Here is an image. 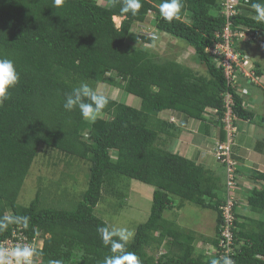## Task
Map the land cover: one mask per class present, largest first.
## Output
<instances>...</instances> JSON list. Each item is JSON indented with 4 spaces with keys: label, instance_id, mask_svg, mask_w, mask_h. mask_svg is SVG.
<instances>
[{
    "label": "trees",
    "instance_id": "1",
    "mask_svg": "<svg viewBox=\"0 0 264 264\" xmlns=\"http://www.w3.org/2000/svg\"><path fill=\"white\" fill-rule=\"evenodd\" d=\"M100 1L63 0L55 7L53 0H0V57L13 59L19 73V83L0 103V217H30L27 228L11 224L0 231V240L22 230L31 239L43 240L42 249L35 252L39 264L52 259L64 264H103L104 257L113 253L97 232L108 223L95 211L105 188L128 178L152 186L154 191L150 216L136 228L126 250L135 252L140 264H210L222 254L220 205L225 185L222 176L175 151L180 128L162 114L216 122L224 141L221 119L227 110L226 94L231 93L236 124L248 122L264 129V114L247 105L228 82L224 69L205 52L222 41L217 34L227 23L222 14L224 0H182L181 19L171 22L159 13L161 0H141L136 16L121 15L123 0H103L105 5ZM243 1H247L243 12L231 20L236 26L264 34V23L254 19L251 7L258 0ZM117 18H123L120 27ZM148 20L169 39L185 40L207 73L177 59L160 60L147 47H131L135 24ZM140 40L153 41L146 35H140ZM109 73L114 76L108 77ZM256 73L263 75V70L256 69ZM117 78L126 97L141 100L140 107L110 97L94 122L83 119L78 108L64 109L66 93L81 82L95 87L115 84ZM209 109H219V119ZM206 114L211 119L206 120ZM208 125L204 126L209 129ZM42 149L58 155L57 160L65 164L64 175L71 162L84 180L88 169L87 180H77L83 188L86 182L87 188L74 209L47 208L41 204L40 192L27 206L19 202ZM254 150L264 153V140ZM237 169L240 174L241 167ZM253 172V178L263 184L249 191L247 202L249 211L259 219L240 215L236 204L235 264H264V173ZM125 196L120 194L116 205L123 206ZM235 197L239 203L240 191ZM173 198L217 213V234L210 239L215 249L212 258L197 255L195 234L175 218L165 217L166 212L182 208Z\"/></svg>",
    "mask_w": 264,
    "mask_h": 264
},
{
    "label": "rangeland",
    "instance_id": "2",
    "mask_svg": "<svg viewBox=\"0 0 264 264\" xmlns=\"http://www.w3.org/2000/svg\"><path fill=\"white\" fill-rule=\"evenodd\" d=\"M100 2L102 5H105L103 0ZM248 12L253 14L250 10ZM121 22L122 19L115 21L117 27L120 26ZM155 29L153 23H150L149 20L144 23H136L134 29L130 33L132 40H130L129 44L131 47L144 46L151 49L160 60L177 59L178 61H181L182 64L191 66L195 71H198L201 74L207 73L206 67L197 61L193 49L190 48L186 44V41L181 38L175 37V39H169L167 36H161L158 33L159 37L157 40H153L150 44L142 43L140 35H147L148 37L151 35L154 37L157 35ZM243 47L244 50L248 52L251 61H253L255 69L258 70L261 68H258L257 63H260L262 69H264V48H256L255 45L252 44L246 47L245 45L241 46L240 49ZM111 75L114 76V74L111 73L107 76L110 77ZM99 85L101 91L109 97H115L130 105L141 106V100L139 98L125 96L122 89V82L119 78L116 79L115 84L100 83ZM254 87L255 88H252L250 86L249 88L251 95L248 97L247 102L250 101L252 107L257 105L254 109L260 114H264L261 113L262 108H264V77H261L259 79V85H254ZM253 97H255L256 100L254 102H252ZM207 116L208 114H206V117ZM170 118L177 121L176 117L173 118V116H170L169 120ZM194 122L199 124L198 121ZM194 125L195 124L193 123L188 130L187 137L183 139V142H181L179 146V151L191 158H193L201 149V146H199L201 142L197 143L198 141L194 139ZM247 128L249 129L248 126ZM247 128L246 126H242L241 136L243 135L245 138V147L250 150L248 153L254 154L255 144H257L259 140H264V129L258 127V130H252L254 133L251 135L248 134ZM167 145H169V143ZM213 148L212 153L210 152L207 154V163L209 164L216 162L215 151ZM50 156H53L56 159L50 160ZM57 159L58 155L52 151L46 152L44 149L40 151L36 163L33 164L21 191L19 202L22 205H29L31 201L35 199L37 192L41 193V204L47 208L71 210L82 200V195L85 192L87 185L85 182L84 188L80 187L77 184V180H87L86 176L88 169L85 172L84 180L80 176V171L77 166L74 162H71L68 165L69 171L64 175L63 172L66 170L65 164L63 161H58ZM250 164L252 165V163ZM244 170L249 172L248 168H245ZM220 173L222 175V181H224L222 169L220 170ZM153 191L154 187L143 184L139 181L128 178L121 179L119 182L115 183V185L113 184L112 186L105 188L103 199L96 208V215L105 220L108 225L115 224L117 226H127L134 229L136 232V228L140 224L145 223L150 216ZM124 193L126 194L123 201L124 205H116L120 201V194ZM173 200L176 204H181L182 208H176L174 211L166 212L165 217L168 219L175 218V221L181 227L192 231L197 237L202 239L203 244L199 245L198 251L206 254L211 247V245L208 246L210 244V239H214L217 234V213L214 210L204 209L191 202L183 201L180 198H173ZM241 205L245 210L248 208L247 206H249L247 200ZM244 214L246 215L247 212H244ZM38 263H40V259L38 260Z\"/></svg>",
    "mask_w": 264,
    "mask_h": 264
},
{
    "label": "clouds",
    "instance_id": "3",
    "mask_svg": "<svg viewBox=\"0 0 264 264\" xmlns=\"http://www.w3.org/2000/svg\"><path fill=\"white\" fill-rule=\"evenodd\" d=\"M53 3L55 7H59L62 5L63 0H53ZM141 7H142L141 0H123L122 6L120 7V13L121 15L131 13L132 16H136L139 10L141 9ZM251 7L252 9L255 10L254 19L257 22L264 23V0H258V2L252 3ZM182 8H183L182 0H161V2L158 5L160 15L169 22L173 20L181 19ZM242 12H243V8H242ZM155 32L157 33L156 36L152 37L150 35V38L152 37L151 39L153 40H157V38L159 37L158 33L161 36H166V34H162L157 29H155ZM252 44L255 45L256 48L259 47L254 43H240V44L237 43L236 48L238 51H241L242 54H245L249 57L248 52L244 50V47L242 49H240V47L244 45L246 47ZM249 60L254 65L250 57ZM241 77L244 78L243 76H239V79ZM244 79L247 80L248 82H252L249 78H244ZM18 83H19V73L17 71L14 60L7 57H0V103H3V101L9 98L10 90L15 88ZM109 99L110 97L101 91L99 84L93 87L88 82H81L78 86L74 87L71 90V92L66 93L63 107L66 111H73L78 108L83 119L94 122L98 117L102 115L103 110L109 103ZM171 120L174 121L173 119H170V121ZM174 122L176 123V121ZM237 125L239 128V124ZM218 142H223V140H221L220 137L216 139V143L213 148L214 151ZM235 146H234V156L235 158H237L235 154ZM215 156H216V151H215ZM216 161L219 162L217 158ZM238 161H239V166H241L240 160ZM221 166L224 169V185H225L224 202H225L226 170L222 164ZM237 175H238L239 185L236 191H240L242 186L241 176L238 172ZM223 204L220 205L221 213H222L221 207ZM221 216H223V214ZM29 220L30 217L28 216L4 215L0 217V231L7 230L9 225L11 224L22 225L24 228H27L29 226ZM97 232L99 233L100 238L103 241V244L106 247L110 245L111 253H113V255L104 257L103 264H140V260L136 255V253L126 250L128 244L135 237L136 233L134 229H131L127 226H117L115 224H111L103 227H98ZM208 250L210 252H212L213 250L215 251L212 245ZM34 254H35L34 248L27 244L23 246L17 245L12 249L0 246V264H32V258ZM48 264H64V262L63 260L60 259H52L49 260ZM210 264H235V261L231 257L225 255L219 258H213Z\"/></svg>",
    "mask_w": 264,
    "mask_h": 264
},
{
    "label": "built area",
    "instance_id": "4",
    "mask_svg": "<svg viewBox=\"0 0 264 264\" xmlns=\"http://www.w3.org/2000/svg\"><path fill=\"white\" fill-rule=\"evenodd\" d=\"M247 1L243 0H224L222 4V14L227 18V23L218 37L222 41L206 49L216 61L219 68L224 69L225 75L231 86L237 90L239 76L249 78L252 82L259 85L260 77L256 74L255 66L250 62L249 57L242 54L236 48L237 43H254L260 48H264V34H256L250 28L236 26L231 18L239 15ZM248 93V90H241V95ZM234 100L231 93H227L225 97V116L221 119L224 123L226 139L223 142H218L215 148L217 160L225 167L226 170V200L221 207L224 222L221 227V238L219 247H221L222 256H229L233 259L236 254L234 248L235 235V206L237 199L235 193L239 185L237 168L239 161L234 156V146L239 134V128L236 124L238 119L232 109ZM208 112L214 113L219 119V109H209ZM30 245L37 249H42L43 240L37 237L31 239L22 230L14 231L10 238L0 240V246L12 249L17 245ZM39 258L34 254L32 264H39Z\"/></svg>",
    "mask_w": 264,
    "mask_h": 264
},
{
    "label": "crops",
    "instance_id": "5",
    "mask_svg": "<svg viewBox=\"0 0 264 264\" xmlns=\"http://www.w3.org/2000/svg\"><path fill=\"white\" fill-rule=\"evenodd\" d=\"M260 69H262V65H261ZM262 70H263V75H259L260 78L264 77V69H262ZM239 85H241V86H239ZM254 85H256V84L253 82H248L247 80H245L242 77L238 80L237 90H238L239 94H241V90H243V89L248 90L247 94H245V95L242 94V96L245 99V102H247L248 97L251 95V92L249 89L250 86L252 88H255ZM252 99H253L252 102L256 101L255 97H253ZM247 104L251 109H254V107L257 106V105H255L252 107L250 104V101L247 102ZM263 111H264V108H262L261 113H264ZM257 113L260 114L259 112H257ZM162 116H163V118H169L170 116H173V118L174 117L177 118L176 123H177L178 127L180 128V130H179V132H177V137L175 138V151L179 152L181 155H184L185 157H187V155H185L179 151V146H180V143L183 142V139H185L187 137L188 130L190 129V127L194 123L195 124L194 125V127H195L194 139L196 141H198L197 143L201 142V144H199V146H201V149H200V151H198L196 153V155H194L193 158H191V157H187V158L197 161L198 163L204 165L206 168L211 169L212 171L216 172L220 176H222L220 173V170L222 169L223 174H224V169L219 162L216 161L215 163H211V164L207 163V161H208L207 154H209L210 152L212 153V148H213V146H215L216 139L219 138L220 129H219L218 125L216 124V122H208V121L204 122L205 120L200 121V120L186 119L185 117L174 114L172 112L165 113L164 115L162 114ZM206 118H207L206 120L211 119L210 116H208ZM194 121H198L199 124H196ZM205 124H209L208 126H209L210 131L207 128V126H204ZM242 126H246V128L248 126L249 127V129L247 128L248 134H251V135L254 133L253 131H255L256 129L258 130V127L254 124H250L248 122H239V129H240L239 134H240V136L238 135L239 138H237V141H236L235 154H236L238 160H240V163L242 166L241 168H243V169H240L241 184H242L240 194H241V200L242 201L240 200V202H239L238 213L240 215H243L246 217L248 215H250V218L259 219L258 218L259 216H257L255 213L249 211L248 206H247L248 208H246V210H245L242 208L241 204L246 202V200H248L247 194L249 193V191H252L255 188H261V186L263 184V182H261L259 180L256 181L253 178L254 177L253 171H258L260 173H264V153H260L258 151L257 152L254 151L253 152L254 154L248 153V151H250V150L245 147V138L243 135L241 136ZM248 154L250 155V157ZM250 163H252V165ZM245 168H248L249 172L244 170ZM223 184H224V181H223ZM244 212H247V214L245 215ZM202 242H203V240L200 239L199 237H197V240L195 242L196 254L197 255L202 254L203 257H205V258H212L213 254L209 250L207 251L206 254L204 252L198 251L199 245L203 244ZM210 245H211V242L208 246H210Z\"/></svg>",
    "mask_w": 264,
    "mask_h": 264
},
{
    "label": "bare ground",
    "instance_id": "6",
    "mask_svg": "<svg viewBox=\"0 0 264 264\" xmlns=\"http://www.w3.org/2000/svg\"><path fill=\"white\" fill-rule=\"evenodd\" d=\"M120 19H122V18H117L116 21H119Z\"/></svg>",
    "mask_w": 264,
    "mask_h": 264
}]
</instances>
